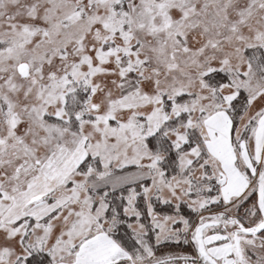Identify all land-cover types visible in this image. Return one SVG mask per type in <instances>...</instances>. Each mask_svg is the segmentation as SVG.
<instances>
[{"label": "snow or ice", "instance_id": "snow-or-ice-1", "mask_svg": "<svg viewBox=\"0 0 264 264\" xmlns=\"http://www.w3.org/2000/svg\"><path fill=\"white\" fill-rule=\"evenodd\" d=\"M0 264H264V0H0Z\"/></svg>", "mask_w": 264, "mask_h": 264}]
</instances>
